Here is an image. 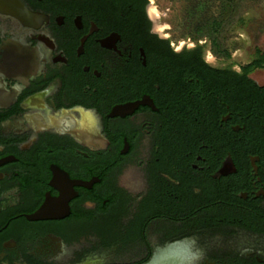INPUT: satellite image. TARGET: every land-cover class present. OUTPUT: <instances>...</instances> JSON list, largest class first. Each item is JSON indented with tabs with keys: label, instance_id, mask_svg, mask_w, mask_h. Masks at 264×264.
<instances>
[{
	"label": "flooded vegetation",
	"instance_id": "flooded-vegetation-1",
	"mask_svg": "<svg viewBox=\"0 0 264 264\" xmlns=\"http://www.w3.org/2000/svg\"><path fill=\"white\" fill-rule=\"evenodd\" d=\"M136 27L0 0V264H264V50Z\"/></svg>",
	"mask_w": 264,
	"mask_h": 264
},
{
	"label": "trees",
	"instance_id": "trees-1",
	"mask_svg": "<svg viewBox=\"0 0 264 264\" xmlns=\"http://www.w3.org/2000/svg\"><path fill=\"white\" fill-rule=\"evenodd\" d=\"M78 10L90 12L95 19L102 20L105 14L120 17L121 14H131L137 24V37L156 38L149 35L151 25L146 16L147 0H70ZM172 6L176 14L173 16L172 30L176 31L177 38H186L193 42L206 40L211 46L213 54L228 57L226 48V33L232 25H243L244 14L248 1L251 0H166ZM134 28V30H136ZM169 39L164 41L165 45ZM204 46V45H203ZM204 49L197 45L190 54L199 53L198 49ZM182 54V53H181ZM176 55V54H174ZM264 53L253 66L258 67L263 61ZM249 67H243V73L249 71ZM180 70V68H179ZM241 76H239V79Z\"/></svg>",
	"mask_w": 264,
	"mask_h": 264
},
{
	"label": "rangeland",
	"instance_id": "rangeland-1",
	"mask_svg": "<svg viewBox=\"0 0 264 264\" xmlns=\"http://www.w3.org/2000/svg\"><path fill=\"white\" fill-rule=\"evenodd\" d=\"M148 7L157 14L155 19H150L154 32L169 39L174 45L187 41L186 38H177L176 31L172 30L175 6L166 0H147L146 14ZM242 19L243 25H232L225 35L226 47L230 50L233 60L238 63H243L252 56L255 48L264 50V0L248 1ZM155 25L163 27L162 33L155 31ZM263 72L257 71L256 74Z\"/></svg>",
	"mask_w": 264,
	"mask_h": 264
},
{
	"label": "water",
	"instance_id": "water-1",
	"mask_svg": "<svg viewBox=\"0 0 264 264\" xmlns=\"http://www.w3.org/2000/svg\"><path fill=\"white\" fill-rule=\"evenodd\" d=\"M135 107H136L135 103H130V104L122 105V106H119V107L113 109V112L114 113H125L128 111H131ZM42 215H43V210H39L36 212L34 217H41ZM159 264H182V261H181V259H178V258L176 259V258L170 257V258H166V259L160 261Z\"/></svg>",
	"mask_w": 264,
	"mask_h": 264
},
{
	"label": "bare ground",
	"instance_id": "bare-ground-1",
	"mask_svg": "<svg viewBox=\"0 0 264 264\" xmlns=\"http://www.w3.org/2000/svg\"><path fill=\"white\" fill-rule=\"evenodd\" d=\"M156 12L151 8V7H148L147 9V16L149 19H155L156 18ZM154 29L155 31H157L158 33H162L161 30L163 29V27H159V26H154Z\"/></svg>",
	"mask_w": 264,
	"mask_h": 264
}]
</instances>
